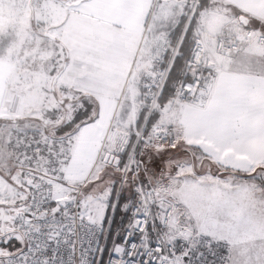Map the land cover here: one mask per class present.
<instances>
[{"label":"snow or ice","instance_id":"snow-or-ice-1","mask_svg":"<svg viewBox=\"0 0 264 264\" xmlns=\"http://www.w3.org/2000/svg\"><path fill=\"white\" fill-rule=\"evenodd\" d=\"M0 264H264V0H0Z\"/></svg>","mask_w":264,"mask_h":264}]
</instances>
